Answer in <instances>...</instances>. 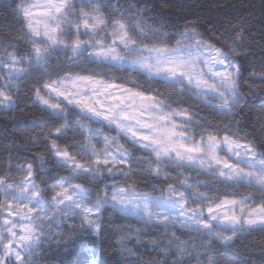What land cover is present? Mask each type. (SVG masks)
Wrapping results in <instances>:
<instances>
[{
	"label": "snow or ice",
	"instance_id": "6c2138e0",
	"mask_svg": "<svg viewBox=\"0 0 264 264\" xmlns=\"http://www.w3.org/2000/svg\"><path fill=\"white\" fill-rule=\"evenodd\" d=\"M8 7L22 18L28 47L21 55L10 44L0 55V111L16 110L18 81L27 77L31 107L50 126L32 140L42 148L0 173V264H35L46 243L98 236L108 209L163 230V241L152 242L159 264H186L195 252L178 230L198 235L205 249L264 232V143L212 127L192 107L230 117L242 103L241 64L225 47L205 41L195 26L164 32L119 6L105 16V0ZM242 43L243 29L223 39L233 53ZM202 177L250 191L208 195ZM69 220L73 236L59 231ZM85 252L84 264H96L88 260L95 242Z\"/></svg>",
	"mask_w": 264,
	"mask_h": 264
},
{
	"label": "trees",
	"instance_id": "16d2710c",
	"mask_svg": "<svg viewBox=\"0 0 264 264\" xmlns=\"http://www.w3.org/2000/svg\"><path fill=\"white\" fill-rule=\"evenodd\" d=\"M19 2L20 0H0V55L11 51L6 47L10 44L16 45L19 54L26 53L28 46L24 43V22L8 7ZM116 6H119L121 11L128 10L134 15L142 14V19L164 32H183L185 28L195 26L199 36L205 41L225 47L230 55H234L241 64L240 90L243 100L239 108L232 116L224 117L203 105L194 104L192 107L212 127L227 126L239 136H247L264 143V80L261 79L264 76V0H111V6H108L105 0L107 10L103 11V14L109 16L112 7ZM241 29L243 43L233 53L229 46L223 44V39H234ZM176 39L179 37H170L169 46H174ZM115 75L123 77L124 74L117 72ZM18 83L20 87L15 97L16 110L7 113L0 111V173L5 172L9 165L15 168L25 163L37 149L42 148V145H33L32 140L38 138L37 133L41 129L50 126L46 123L48 118L31 107V79L26 77ZM141 83L146 84V81L141 78ZM12 175L16 173L13 171ZM172 175L175 176L174 171ZM41 179H37V183L45 187ZM202 179L209 180V187L201 189L208 195L223 196L237 191L244 195L250 191L242 187L228 188L210 178ZM51 183L52 181H49V184ZM99 187L103 188V185ZM138 191L150 192L151 189L139 187ZM46 195L50 196L51 193ZM135 225L133 219L108 209L101 217L102 231L98 236L88 233L83 236L81 245L46 248L38 260L40 264H84L87 255L85 248L91 247L92 242H95L96 254L94 257L89 256L88 260L94 258L96 264H159L163 257L147 246L136 250L138 260L129 261L121 255L118 246L121 232L128 227L134 228ZM209 254V264H264V232L240 234L231 246L213 241L209 246Z\"/></svg>",
	"mask_w": 264,
	"mask_h": 264
},
{
	"label": "rangeland",
	"instance_id": "374dc122",
	"mask_svg": "<svg viewBox=\"0 0 264 264\" xmlns=\"http://www.w3.org/2000/svg\"><path fill=\"white\" fill-rule=\"evenodd\" d=\"M35 2H42V0H35ZM133 35H134V33H133ZM83 38L84 37H82V39ZM26 39H27V37H26ZM197 131H199V130H197ZM116 213L122 215L123 217L131 218L136 223L134 228L128 227V228H125V230H123L121 232V237H120L119 241L123 237H130V239L127 240L126 245L124 247H121V245L118 243L120 253L123 257H125L129 261H132L134 259L138 260V255L136 253V250L141 248L142 246H147V247H149V249L151 251L158 252L157 248L154 246V244L152 242L163 241V237L160 234L163 231L162 229L157 230V229L151 228L150 226H145V225H143L142 222L137 221L135 219V217L125 216L124 214L119 213V212H116ZM73 220H75V218H73ZM73 220H69V221L65 222L61 226L59 231L63 232L66 236H73V233L71 231ZM75 222L78 223V221H75ZM168 231L170 232V231H172V229H168ZM90 235L97 236V234L91 233V232H90ZM138 235H139V239H137ZM177 235L180 236L181 240H185V241L190 240L197 245V248H196L195 252H193L192 256L184 258L186 261V264H209V257H210L209 256L210 255L209 254V246L206 249L199 247L198 245H199L201 238L198 235L190 234L188 232V230H178ZM82 238H83V236L74 237L73 240L67 246H72L75 244L81 245L82 244ZM215 242H218V243L224 245L220 241H215ZM54 246H65V243L60 242L59 244H57V243L53 242L51 245L46 243L44 245L43 249L37 253V258L35 260V264H40L38 259H39V256L43 250H45L46 248L54 247ZM134 253H135V255H134ZM92 260H95V259L92 258L91 261Z\"/></svg>",
	"mask_w": 264,
	"mask_h": 264
}]
</instances>
